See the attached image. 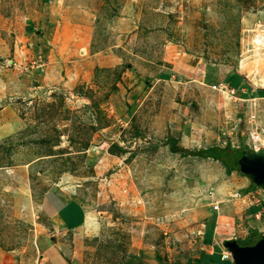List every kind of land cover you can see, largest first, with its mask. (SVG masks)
<instances>
[{
  "label": "rangeland",
  "instance_id": "1",
  "mask_svg": "<svg viewBox=\"0 0 264 264\" xmlns=\"http://www.w3.org/2000/svg\"><path fill=\"white\" fill-rule=\"evenodd\" d=\"M50 2L0 0V264H40L43 236L60 239L71 264H126L137 254L142 264H230L223 245L212 258L181 263L192 233L199 237L190 228L201 198L217 194L220 179V195L231 185L220 161L181 157L165 141L232 154L264 146V60L254 53L264 0H134L133 50L122 48L129 32L115 49L107 32L86 55L82 40L57 56L46 49L54 27L39 21ZM38 56L44 70L24 71ZM55 65H75L79 76L57 82ZM219 81L237 93L214 90ZM216 167L218 180L203 174ZM60 187L78 191L101 231L46 229L39 201ZM249 220L258 231L251 243L264 234V215L251 211ZM162 240L172 250L158 255L151 243Z\"/></svg>",
  "mask_w": 264,
  "mask_h": 264
},
{
  "label": "crops",
  "instance_id": "2",
  "mask_svg": "<svg viewBox=\"0 0 264 264\" xmlns=\"http://www.w3.org/2000/svg\"><path fill=\"white\" fill-rule=\"evenodd\" d=\"M131 1L134 0H62L60 3L57 0H51L48 5L49 11L39 17V21L45 18L47 24L54 27L52 36L47 40L49 46L46 49L53 52L54 55H62L61 50L66 47L75 52L80 45H76L74 41L84 40L81 46L85 47L86 55L92 49V43L88 45L89 42L96 41L93 46H98L97 41L102 38L103 34H107V32L111 34L108 39L112 45L111 49H115L117 44L122 43L123 32H129L130 35L127 33V41L125 40L126 44H122V48L127 46L126 50L130 52L129 50L133 48L132 44H135L134 36H136L131 32L136 28V25L133 24L137 23L136 9ZM34 24L33 21L32 26L36 30V34L40 33ZM59 62L62 60L59 59ZM74 66L55 65L50 67L49 72L50 75L57 76V82L60 79L65 83H70V75L76 71ZM74 74L79 76L78 70ZM27 77L30 78V75ZM261 91L264 92V89ZM221 168L231 187L227 193L220 195L211 192L201 198L204 200L202 203L204 209L197 217L198 224H196L198 226L195 229L190 228L192 231H198L199 237L196 238V233H192L189 239L191 248L185 253L179 254V258L183 257L181 263L190 260L187 259V256L195 260L212 258L220 249L222 250L223 242L227 239L245 240L248 236L258 235L255 225L249 220V213L254 212V208H259L257 213H254V217L256 214L260 219L263 217L264 196L260 195L259 189L254 187L246 177L239 175L238 171L233 170L227 174L223 165ZM64 188L48 190L40 198L39 206L47 221L46 229L52 231L53 234L61 232L67 233V235H77L87 227L92 229L89 231L85 229V233L88 234L101 231L97 215L85 205L79 197L78 191L75 188ZM214 189L218 190L217 186ZM214 194L216 197H213ZM217 203L219 208L215 210L213 205ZM56 219L58 226L54 223ZM175 230L178 229L175 228ZM190 230L187 229L188 232ZM187 231H185L186 235ZM169 238L170 236L166 237V240ZM151 244L155 245L158 255L166 254L168 249L172 250L163 240L160 244ZM68 247L73 249L71 242ZM37 248L41 254L40 264H71L63 248V243L58 238L56 241H52L46 236L40 237ZM62 253L64 257L61 255Z\"/></svg>",
  "mask_w": 264,
  "mask_h": 264
},
{
  "label": "water",
  "instance_id": "3",
  "mask_svg": "<svg viewBox=\"0 0 264 264\" xmlns=\"http://www.w3.org/2000/svg\"><path fill=\"white\" fill-rule=\"evenodd\" d=\"M238 165L240 172L264 192V147L255 151L243 149ZM223 247L231 254L230 264H264V234L252 245H240L237 239H227Z\"/></svg>",
  "mask_w": 264,
  "mask_h": 264
},
{
  "label": "trees",
  "instance_id": "4",
  "mask_svg": "<svg viewBox=\"0 0 264 264\" xmlns=\"http://www.w3.org/2000/svg\"><path fill=\"white\" fill-rule=\"evenodd\" d=\"M259 92L261 93V96H264L262 91H259ZM165 145L169 146V150L171 151V153H174V154L178 153L180 154L181 157L194 156V157H199V158H210L215 161H220L225 167L227 174H230L233 170L240 172L238 160L242 155L243 149H240V151H237L234 154L229 153L226 148L222 149L217 146H213L207 149L189 150L188 148L178 145V140L174 137L168 138L165 141ZM237 153H238V156H237ZM242 175L245 176L244 174ZM253 186H255V184H253ZM258 210L259 208H254V213H257ZM249 241H252L251 237L247 240H238L240 245H252L255 243V242L249 243ZM195 262L200 263L201 259H197L195 260ZM126 264H142V259L140 255H134L129 259V261Z\"/></svg>",
  "mask_w": 264,
  "mask_h": 264
},
{
  "label": "built area",
  "instance_id": "5",
  "mask_svg": "<svg viewBox=\"0 0 264 264\" xmlns=\"http://www.w3.org/2000/svg\"><path fill=\"white\" fill-rule=\"evenodd\" d=\"M44 61L41 56H38L37 59H34L30 65L24 67V71H29V69L32 70V72L36 71H43L44 70ZM212 88L219 92H228L231 95H235L237 93V89L231 88L227 82L219 81L212 85ZM250 139L253 144H256L259 142V136L250 133ZM249 145V144H248ZM263 146V145H262ZM264 147V146H263ZM262 148V147H261ZM259 149L258 147L252 148L250 147L251 151H255ZM215 210L218 209V205H214L213 207ZM256 219H260L259 215H255ZM231 259V254L226 250H224L221 254V260L225 261Z\"/></svg>",
  "mask_w": 264,
  "mask_h": 264
},
{
  "label": "bare ground",
  "instance_id": "6",
  "mask_svg": "<svg viewBox=\"0 0 264 264\" xmlns=\"http://www.w3.org/2000/svg\"><path fill=\"white\" fill-rule=\"evenodd\" d=\"M263 38H262V40L260 41V42H255L256 44V49H254V53L256 54L255 56H257V58H256V60H255V62L256 63H259V62H262L263 60H264V56L262 57V55H261V52H260V47H264V36H262ZM259 55H261L260 57H259ZM243 65V63H241V66ZM259 99H262V98H259ZM242 101H247V100H243L242 99ZM258 135V134H257ZM218 170H219V168L218 167H216V169L214 170V172H213V169L211 170V169H208L207 171H204V173L203 174H205V175H209L210 176V178L213 180V181H215V180H218V177H217V175L216 174H219V172H218ZM202 174V175H203ZM219 178H220V176H219ZM212 182V181H211ZM217 182V181H216ZM218 184H219V186H218V190H216V189H214V191L217 193V194H220L221 193V190L223 191L224 189H221V188H225V189H227V185L225 184V181L224 180H221L220 179V181L219 182H217ZM218 196V195H217ZM54 223H55V225L56 226H58V220L56 219L55 221H54Z\"/></svg>",
  "mask_w": 264,
  "mask_h": 264
},
{
  "label": "clouds",
  "instance_id": "7",
  "mask_svg": "<svg viewBox=\"0 0 264 264\" xmlns=\"http://www.w3.org/2000/svg\"><path fill=\"white\" fill-rule=\"evenodd\" d=\"M249 149V148H248ZM250 150V149H249ZM251 151V150H250Z\"/></svg>",
  "mask_w": 264,
  "mask_h": 264
}]
</instances>
